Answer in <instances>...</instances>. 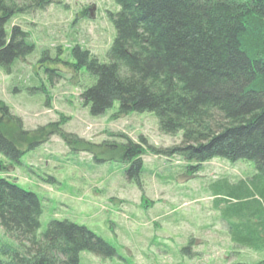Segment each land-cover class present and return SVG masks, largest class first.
Instances as JSON below:
<instances>
[{
	"label": "rangeland",
	"instance_id": "obj_1",
	"mask_svg": "<svg viewBox=\"0 0 264 264\" xmlns=\"http://www.w3.org/2000/svg\"><path fill=\"white\" fill-rule=\"evenodd\" d=\"M118 11L113 0H52L9 21L7 30L19 26L34 48L9 72L0 68V104L26 132L58 124L77 141L39 137L43 141L19 163L0 154L6 169L0 176L39 198L37 239L51 221H68L115 250L107 259L81 252L79 264H264V247H245L229 233L249 219L251 200L233 217L222 186L244 181L251 188L257 175L252 162L214 158L190 176L194 162L157 154L179 145L182 133H162L150 113L118 116V103L97 117L83 105L81 92L95 79L85 67L74 69L73 50L107 63L116 35L109 15ZM0 117L7 127L14 125ZM128 141L143 149L138 177L128 176L130 164L121 158ZM17 246L0 228V248Z\"/></svg>",
	"mask_w": 264,
	"mask_h": 264
},
{
	"label": "trees",
	"instance_id": "obj_2",
	"mask_svg": "<svg viewBox=\"0 0 264 264\" xmlns=\"http://www.w3.org/2000/svg\"><path fill=\"white\" fill-rule=\"evenodd\" d=\"M113 1L119 11L109 15L116 35L108 62L79 47L72 53L74 69L85 67L95 79L81 92L83 105L97 117L118 103V116L150 113L162 133H182L179 145L157 154L194 162L190 176L214 158L252 162L257 175L251 188L244 181L222 186L229 193L226 203L234 206L233 217L242 215L248 199L253 204L244 206L252 210L249 219L229 228L232 241L264 247V0ZM51 2L0 0L2 70L9 72L34 48L19 26L7 30L9 21ZM0 116L14 124L7 127L0 119V154L16 163L50 135L67 144L77 141L58 124L26 132L1 104ZM142 150L130 141L121 148L129 177L142 170ZM41 214L36 194L0 176V228L18 245L12 251L0 248V264H79L81 252L104 259L115 255L101 238L68 221H51L37 239Z\"/></svg>",
	"mask_w": 264,
	"mask_h": 264
}]
</instances>
